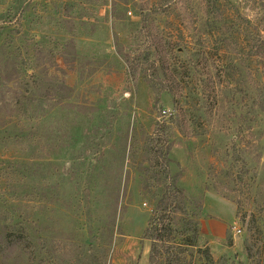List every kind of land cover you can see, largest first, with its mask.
Masks as SVG:
<instances>
[{"label":"rangeland","instance_id":"1","mask_svg":"<svg viewBox=\"0 0 264 264\" xmlns=\"http://www.w3.org/2000/svg\"><path fill=\"white\" fill-rule=\"evenodd\" d=\"M146 46L159 102L128 73ZM157 123L173 128L184 264H264V0H0V245L23 232L46 264H148Z\"/></svg>","mask_w":264,"mask_h":264},{"label":"trees","instance_id":"2","mask_svg":"<svg viewBox=\"0 0 264 264\" xmlns=\"http://www.w3.org/2000/svg\"><path fill=\"white\" fill-rule=\"evenodd\" d=\"M154 10L159 11V8H155ZM162 11L164 12L165 10ZM140 16L141 21L146 20L143 10L140 11ZM150 49V47L146 46L142 51L138 49L135 52V55L128 64V73L134 74L139 72L147 76L150 87L156 95L155 101L159 102L162 93L167 91L168 88L163 78H161L159 67L156 64V60L152 58ZM124 58L128 60L129 57L124 56ZM53 109L54 108H52V110ZM51 112L53 111L50 110V113ZM172 132L173 128L170 123H157L149 138L150 155L147 158V171L154 172L155 178L161 175L165 178L163 182H160L158 178V180L155 181L159 182V185L162 184L164 189L154 206L153 214L149 219L148 225L142 233V239L150 241L148 264H184L186 260L183 250H178L177 248L183 246H177L175 243L177 230L175 220L179 214H183L184 216L187 214V204L183 189L173 182L171 178H168L171 171L168 154L172 150V144L170 142ZM25 173L28 177L30 176L27 171H25ZM239 211L240 206L237 205L236 215H239ZM40 212L41 209H37L35 214L39 215ZM186 228H190L193 231L187 236H184L182 245L197 246L200 238L198 226H186ZM10 233L9 231L3 232L0 250L3 252L14 250L22 241H27L31 243L34 248L32 247V250L26 248L29 254L25 252V249L23 250L21 248V250H19L21 252L20 257L23 255L25 257H30L31 262L27 260L29 264H46L44 256L48 251H44L46 248L44 243L45 240L42 242L44 247L42 246L40 249H37L35 246L38 244L35 243V240L29 235L26 236L23 232H16L17 234L14 235ZM206 255L208 258H211L209 252H207Z\"/></svg>","mask_w":264,"mask_h":264},{"label":"built area","instance_id":"3","mask_svg":"<svg viewBox=\"0 0 264 264\" xmlns=\"http://www.w3.org/2000/svg\"><path fill=\"white\" fill-rule=\"evenodd\" d=\"M128 14H129V15H132V11H129V12H128ZM233 229H234V232H235L236 234H238V233H240V232H241V229H240V227H239V228H237L236 226H233Z\"/></svg>","mask_w":264,"mask_h":264}]
</instances>
